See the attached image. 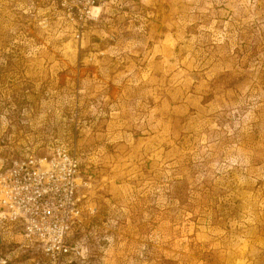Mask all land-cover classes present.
Here are the masks:
<instances>
[{
    "label": "rangeland",
    "instance_id": "rangeland-1",
    "mask_svg": "<svg viewBox=\"0 0 264 264\" xmlns=\"http://www.w3.org/2000/svg\"><path fill=\"white\" fill-rule=\"evenodd\" d=\"M60 4L0 0V168L76 155L65 262L264 264V0ZM0 264L49 262L4 227Z\"/></svg>",
    "mask_w": 264,
    "mask_h": 264
},
{
    "label": "built area",
    "instance_id": "built-area-1",
    "mask_svg": "<svg viewBox=\"0 0 264 264\" xmlns=\"http://www.w3.org/2000/svg\"><path fill=\"white\" fill-rule=\"evenodd\" d=\"M105 0H61L71 16L91 18ZM54 3V0H53ZM49 156L27 153L0 168V228L18 230L23 243L35 245L49 264H65L79 256L69 237L82 222L77 197L80 165L64 146L50 148Z\"/></svg>",
    "mask_w": 264,
    "mask_h": 264
}]
</instances>
